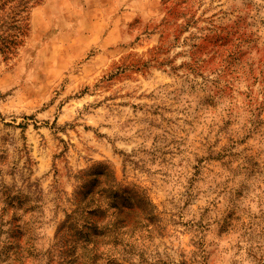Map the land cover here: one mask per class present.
Wrapping results in <instances>:
<instances>
[{
  "label": "rangeland",
  "instance_id": "rangeland-1",
  "mask_svg": "<svg viewBox=\"0 0 264 264\" xmlns=\"http://www.w3.org/2000/svg\"><path fill=\"white\" fill-rule=\"evenodd\" d=\"M4 40L0 264H264V0H0Z\"/></svg>",
  "mask_w": 264,
  "mask_h": 264
},
{
  "label": "trees",
  "instance_id": "trees-1",
  "mask_svg": "<svg viewBox=\"0 0 264 264\" xmlns=\"http://www.w3.org/2000/svg\"><path fill=\"white\" fill-rule=\"evenodd\" d=\"M10 43H7L5 40L0 44V52H2L3 53V51L5 50H7L8 52L10 51L9 49H10ZM14 220L16 219V217H14L13 218ZM76 218H71V217H69L68 218V220L66 221V223L64 224V225H66V227L69 225V223H70V221H72V223H74L75 224V222H76ZM70 226H73V224H71ZM100 238H101V235H100ZM24 257H22V253H21V259H23Z\"/></svg>",
  "mask_w": 264,
  "mask_h": 264
}]
</instances>
